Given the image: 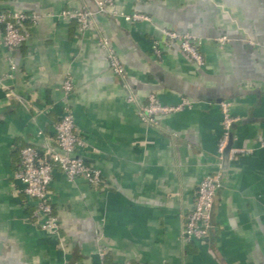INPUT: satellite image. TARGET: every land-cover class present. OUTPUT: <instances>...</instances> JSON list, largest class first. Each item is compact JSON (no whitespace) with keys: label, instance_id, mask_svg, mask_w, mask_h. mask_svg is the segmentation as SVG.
I'll return each instance as SVG.
<instances>
[{"label":"crops","instance_id":"crops-1","mask_svg":"<svg viewBox=\"0 0 264 264\" xmlns=\"http://www.w3.org/2000/svg\"><path fill=\"white\" fill-rule=\"evenodd\" d=\"M5 9L39 20L12 56L14 72L0 45V264H264V0H115L117 11L151 21L97 14L85 33L58 15L94 10L93 0H0ZM165 29L201 38L205 65L176 45L157 57L153 44L165 41ZM101 39L118 53L124 84ZM68 73L69 106L87 142L79 155L104 182L93 188L55 172L58 238L29 220L34 203L13 175L23 147L45 150L54 139ZM150 94L165 106H191L147 122L139 110ZM223 101L238 121L221 161ZM220 171L210 238L187 243L198 188Z\"/></svg>","mask_w":264,"mask_h":264},{"label":"built area","instance_id":"built-area-1","mask_svg":"<svg viewBox=\"0 0 264 264\" xmlns=\"http://www.w3.org/2000/svg\"><path fill=\"white\" fill-rule=\"evenodd\" d=\"M147 3L155 0H145ZM95 9L64 10L58 17L64 21L75 22L79 30L87 32L92 26V20L97 14L110 13L115 17H122L126 22L135 23L151 21L143 14L127 15L115 9V0H93ZM39 16L20 10L0 11V45L9 53V62L12 72L16 70L13 55L29 40L30 26L37 24ZM164 42H154L153 52L161 57L163 49L176 45L198 66L205 65V59L201 50L202 39L190 34H180L173 30H163ZM218 44L223 47L229 42L226 36L217 38ZM99 47L107 52L112 72L124 84L126 70L114 49L107 39L99 40ZM10 77H12L10 75ZM64 94L63 113L55 125V137L45 150L33 145L23 147L20 151V168L15 171L13 177L24 185V193L30 202L34 203V211L29 220L36 224L43 232L51 236L61 237V222L55 213L51 184L55 172L62 173L68 182L83 181L93 188L100 187L103 180L102 171L89 165L82 155H79L87 147L86 139L77 128L75 116L70 109L69 100L75 91L74 78L68 73L62 85ZM130 102H136L138 97L131 92ZM190 107L189 102L178 106L162 105L154 94L148 96L147 104L140 107L139 115L147 122L155 123L156 119ZM231 105L227 101L222 102L223 130L218 142L217 154L221 161L232 140V129L238 121L231 115ZM237 151H231L230 160H234ZM222 188V172L207 175L201 182L196 196L193 210L188 214L183 228V238L187 243L199 242L205 244L210 238L211 217L214 200ZM104 256V255H103ZM100 264H106L101 262ZM122 264H131L125 262Z\"/></svg>","mask_w":264,"mask_h":264},{"label":"trees","instance_id":"trees-1","mask_svg":"<svg viewBox=\"0 0 264 264\" xmlns=\"http://www.w3.org/2000/svg\"><path fill=\"white\" fill-rule=\"evenodd\" d=\"M20 168V160H19V165H18V167L16 168L17 170Z\"/></svg>","mask_w":264,"mask_h":264},{"label":"water","instance_id":"water-1","mask_svg":"<svg viewBox=\"0 0 264 264\" xmlns=\"http://www.w3.org/2000/svg\"><path fill=\"white\" fill-rule=\"evenodd\" d=\"M231 147V143H230V145H229V148Z\"/></svg>","mask_w":264,"mask_h":264}]
</instances>
